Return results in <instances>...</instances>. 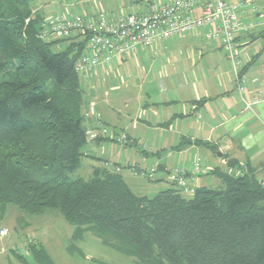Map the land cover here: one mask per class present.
Returning <instances> with one entry per match:
<instances>
[{"label":"trees","instance_id":"16d2710c","mask_svg":"<svg viewBox=\"0 0 264 264\" xmlns=\"http://www.w3.org/2000/svg\"><path fill=\"white\" fill-rule=\"evenodd\" d=\"M33 2L0 0L1 214L10 206L57 212L72 237L93 233L138 264H264V183L249 164L229 159L241 170L214 168L221 185L195 187L190 197L173 184L138 195L118 167L72 176L90 141L75 69L87 38L43 40L47 15ZM12 251L23 264H53L40 242Z\"/></svg>","mask_w":264,"mask_h":264},{"label":"crops","instance_id":"0c3cea01","mask_svg":"<svg viewBox=\"0 0 264 264\" xmlns=\"http://www.w3.org/2000/svg\"><path fill=\"white\" fill-rule=\"evenodd\" d=\"M153 1L158 0H110L106 5L100 0H34L33 8L45 15L71 7L81 9L74 12L80 14L103 9L120 15L125 7L138 11ZM238 1L241 18L254 23L238 37L240 75L221 43L207 39V29L200 28L141 46L82 80L83 113L98 115L114 134L129 138L128 145L110 137L90 140L82 162L83 166L86 161L88 175L96 166L118 167L135 193L153 196L172 186L168 172L177 167L189 171L191 186L221 185L213 169L236 173L241 169L228 163L236 159L238 167L249 164L264 183V0H258V11L249 0ZM155 57L163 62L152 72L146 65L152 67ZM242 83L246 90L241 93ZM257 90L262 91L261 100L247 108L245 100ZM85 125H96L94 117L85 119ZM198 158L201 172L192 175ZM153 166L157 172L152 179L140 174Z\"/></svg>","mask_w":264,"mask_h":264},{"label":"built area","instance_id":"2783aa9c","mask_svg":"<svg viewBox=\"0 0 264 264\" xmlns=\"http://www.w3.org/2000/svg\"><path fill=\"white\" fill-rule=\"evenodd\" d=\"M249 1L252 9L258 11V0ZM240 4L238 0H158L148 3L144 9L120 15L105 11L93 14L56 13L43 21L40 37L54 41L80 33L87 38L86 49L75 64L81 80H86L99 67L110 65L114 59L129 56L141 46H152L160 39L206 28V38L221 43L240 75L242 59L238 37L254 28L253 22L241 18ZM239 89L242 93L246 90L245 85L240 84ZM261 95L262 91L257 90L251 100H245L246 107L251 108L258 103ZM84 116L87 120L94 117L96 121V125L87 127L90 140L110 137L124 145L129 144L127 135L114 134L98 115L92 116L86 112ZM201 167L198 158L190 174L201 172ZM156 172L157 166H153L141 170L140 174L152 179ZM188 174L186 169L177 167L168 172V179L184 195H193L196 188L188 183ZM6 234V229H0V236Z\"/></svg>","mask_w":264,"mask_h":264},{"label":"rangeland","instance_id":"374dc122","mask_svg":"<svg viewBox=\"0 0 264 264\" xmlns=\"http://www.w3.org/2000/svg\"><path fill=\"white\" fill-rule=\"evenodd\" d=\"M100 2L105 5L110 4V0H100ZM80 10L77 7H71L67 11L60 12L72 14ZM134 10L125 7L119 13L134 12ZM155 58L158 63L152 60L154 63L152 67L149 64L146 65L147 69L151 68L152 72L155 71L156 64L163 62L161 57ZM134 68V71L142 72V69ZM88 169L84 161L83 166L72 176L89 178L91 175H88ZM2 228L7 230V234L0 236V264H23L12 249L26 253L30 242L42 243L53 264H138L132 257L120 254L103 245L93 233H88L84 238L79 239L72 237L73 226L68 224L62 215L54 211L42 215H30L10 206L4 214L0 212V229ZM6 257L9 259L5 261Z\"/></svg>","mask_w":264,"mask_h":264}]
</instances>
